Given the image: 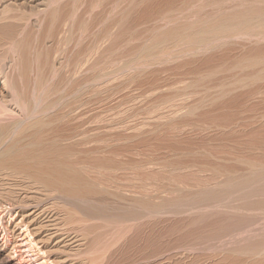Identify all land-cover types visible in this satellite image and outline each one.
<instances>
[{
	"label": "rangeland",
	"instance_id": "374dc122",
	"mask_svg": "<svg viewBox=\"0 0 264 264\" xmlns=\"http://www.w3.org/2000/svg\"><path fill=\"white\" fill-rule=\"evenodd\" d=\"M49 1L0 0V77L9 73L21 92L19 94L30 98L37 86L36 72L38 68L43 69L47 57L48 65L55 66L54 74L49 67L42 70L46 78L50 77L47 87H59L48 102L58 101L61 95L66 100L70 93L77 104L90 99L88 109L78 111L74 119H65L67 124L63 119L56 120L65 109V106L58 107L44 117L48 131L37 134L40 137L52 133L74 134L72 140L61 142L71 148V154L65 153L64 159L73 163L79 185L87 184L97 190L77 195L81 199L76 201L86 210L61 202L43 206L53 211L55 229L60 233L73 230L78 238L74 245L57 243L55 247L81 250L86 257H80L82 259L75 264H90V261H94L92 264H222L224 260L232 264L234 260V264H246L245 261L251 264L253 259L252 264H256L263 260L264 101L261 98L264 99V95H252L264 86V82L247 79L264 75V40L239 37L219 40V44L213 41L197 52L178 54L184 57L174 58L175 62L166 59L151 66L139 60L141 55H151L154 49L148 48L155 46L160 34L175 35L177 32H173L178 31L179 36H183L209 21H228L241 13L254 14L255 11L262 14L264 0H62L64 4L53 5L54 8L57 6L58 12L54 15L56 19H52V27L49 14L41 17ZM114 8H120L121 12L113 11ZM67 12L73 17V38L69 53L55 57L50 52L55 53L57 47L64 48V45L53 46L47 36L51 28L63 30ZM260 18L264 23V17ZM55 22L62 23L58 26ZM25 23L28 29L22 33L23 44L19 47L23 53L19 49L16 50L19 53H15L9 46L11 36L18 35ZM181 29L187 30L181 32ZM110 31L117 38L114 33L109 36ZM99 35L101 38L97 40ZM90 49L92 55L88 52ZM176 50V54L167 52L163 56H176L179 48ZM138 54H141L139 58ZM85 59L91 68L84 74ZM133 60L135 62H131ZM23 63L27 65L23 66ZM181 70L185 75L180 73ZM178 76L184 79L180 80ZM98 77H102L104 84ZM69 78H72L71 83ZM219 79L225 83L247 81L246 87L237 88L231 91L232 94L236 91L233 95L223 98L226 101L238 94L240 101L231 106L222 100L218 107L210 102L199 103L204 97L209 99L210 94L215 95L217 90L206 94L204 87ZM85 82L88 90L83 89ZM195 82L196 86H193ZM191 85L194 88L189 89ZM184 88L188 89L185 91ZM181 90L182 94L185 92L183 95L178 93ZM192 92L196 96H190ZM244 93L248 99L242 96ZM171 96H175L174 99L183 97L174 101ZM168 97L173 100L172 104V100L170 104L167 102ZM254 98L260 99L256 102ZM7 100H10L9 93L0 85V103L9 102ZM34 132L30 130L29 134ZM17 158L36 159L37 154L28 150ZM2 188L1 208H10L13 202L22 204L24 199L20 193L13 194L10 199L5 196V187ZM215 205L216 208L211 207ZM69 217L74 223H69ZM7 218L8 214L4 222ZM76 220L87 225L86 230L82 231V223L78 224ZM24 233L27 240L22 247H25L22 258L33 264V255L37 253L33 243L37 238L26 230ZM31 236L33 243V239L28 240ZM95 250L104 251L106 257H99Z\"/></svg>",
	"mask_w": 264,
	"mask_h": 264
},
{
	"label": "bare ground",
	"instance_id": "6f19581e",
	"mask_svg": "<svg viewBox=\"0 0 264 264\" xmlns=\"http://www.w3.org/2000/svg\"><path fill=\"white\" fill-rule=\"evenodd\" d=\"M61 2H62V0H51V1H49L45 5V7H44L45 10H43L41 17H44L45 15H48L49 14L50 17H51V21H52V19L55 20L56 18H54V15H56L55 12H56V10H58V8H57L56 5H55L56 7L54 8L53 5L54 4H58V3L61 4ZM261 2H263V0ZM65 6L63 8H67ZM118 7H119V5H118ZM243 7H244V5H243ZM246 7L247 6H245V8ZM262 8L263 7H261V9ZM115 10H117V9L114 8L113 11H115ZM120 10L121 9L118 8L117 11H120ZM249 10H251V9H249ZM64 11H67V9L64 10ZM73 11H74V9H73ZM247 12H249V11H247ZM252 12H253V10H252ZM256 12L257 11H255V13L253 12L254 14H249V13L243 14V13H241L242 15L235 16V17L229 19L228 21L227 20L226 21H223L221 19V20H218V22L217 21L216 22L213 21V22L210 23V21H209V23L207 22L208 23L207 25H206V23H203V24H205L204 26H201L199 24L200 27L199 28L197 27V30H194V32H192V33L189 32V34L188 33H183V34H187V35H183V36L182 35L179 36L180 34H178V31L173 32V33H176L177 32L175 35L172 34L171 32H170L171 33L170 35L169 34L168 35H165L167 33H165V31H164L165 34L164 35L162 34L163 36L160 34L161 37L156 40L155 46L153 45L154 46L153 48H151L149 46L150 44L148 45L150 47L148 49L149 50L150 49L151 50L154 49V51H153L154 53L153 52H150L149 50H146V48H145L144 51L145 52L147 51L146 53H148V54L150 52L151 55H146L145 54V56H143L141 54H138L139 56L137 58H139L140 55H141V57H140L141 59L140 60L139 59H136V60L137 61L139 60L141 63L148 64L149 66H151L150 64H155L156 65V63H162V61H164L166 59H169L171 61L173 59V62H175L174 61V58H175V60H177V58L184 57V56H180L181 54L183 55V54L190 53V52L193 53V51H196L197 52V50L198 51L199 50H202L206 46H208L210 44V42H213V41H215V43H216L219 40H222V41L223 40H227L228 41L230 39H234V38L236 39V38H239V37H241L240 39L246 38V39H251L252 40V38H255V40H257V39L264 40V23L261 22V19L262 18H260V17H264L262 15V14H264V12L262 14H258V12L257 13ZM259 12H261V10ZM39 13H40V11H39ZM67 14H68V12H67ZM38 15L40 16V14H38ZM66 16H67V18L64 19L63 23L62 22H59V23L58 22H55L56 24L58 23L57 24L58 26L60 25V23H62L63 30L60 27H59V29H56L55 28V30H54V28H51V30H50L51 32L50 33L48 32L49 35L47 36V38H49V39H51L53 41L52 42L53 43L52 44L53 46L57 47L56 45H59V46L61 44L64 45V48H63V46L61 48H58L57 47L55 49V50H57V51H55V53H54V51L53 52H50L51 55L52 56H55V57L56 56H59L61 54H64L66 52L69 53V51H68L69 49L68 48H69V45H71L70 41L73 38L72 37V35H73V25H72L73 20H71L73 17H72L71 14L64 15V17H66ZM113 16H114V13H113ZM121 16H122V14H121ZM230 16L232 17V14ZM230 16L228 15V17H230ZM233 16H234V14H233ZM36 17H37V15H36ZM50 17H48V18H50ZM259 18H260V22H259ZM113 19H114V17H113ZM116 19H118V18H116ZM60 21H62V20H60ZM113 21H115V20H113ZM118 21H119V19H118ZM121 21L122 20H120V22ZM193 21H195V20H193ZM27 22L29 23L28 20H27ZM74 22H75V19H74ZM53 23H54V21H52V24L50 22V24H51L50 27L53 26ZM121 24H123V23L121 22ZM188 25H189V23H188ZM195 25H193V26H195ZM117 26H120L121 27V25L119 23L117 24ZM184 26H186V24ZM112 28H114L113 25H112ZM26 29H28V25L25 23L24 28L20 29V32H19L20 35L19 34L18 35L15 34L14 36L13 35L11 36V40H10L9 46L11 48H14L15 53L17 52L16 50H18V49L20 50L19 47H20L21 44H23V41L20 39V37L22 36V33ZM183 30L185 32L187 29L186 30L183 29ZM183 30L181 29L180 31L182 32ZM120 31H121V29H120ZM114 32L116 33L115 30H114ZM114 32H112V33H114ZM110 33H111V31H110ZM112 33L109 34V36L112 35ZM115 33H114V36H115ZM121 33H122V31H121ZM60 34L62 35L61 36L62 38L60 37ZM116 34L118 35V31H117ZM152 35H154V34H152ZM95 36H96V34H95ZM101 36H104V35L102 34ZM101 36L99 35V37H98L97 40H99V38H101ZM114 36H113V39H116L117 37L115 36L116 38H114ZM156 36L158 37V35H156ZM105 37H106V39H109L108 34H105ZM153 40H154V38H153ZM153 40H151V41H153ZM117 41H119V40H117ZM114 42L116 43V41H113V43ZM167 42L170 43V44H167ZM95 43H96V41H95ZM171 43H174V44H171ZM151 44H153V43H151ZM211 45L214 46L212 43H211ZM94 46H96V45H94ZM174 47L177 48V50L179 48L178 51L176 50L177 51V55L176 56L175 55L174 56H167V54H166V56L165 55L163 56V54H165L167 52L169 53V55H170L171 52L173 53L174 50H175ZM27 48H26V51H27ZM89 48H88V50H89ZM207 48H209V47H207ZM171 49H174V50L173 51H170ZM23 51L26 52L25 50H23ZM20 52H21V50H20ZM84 52H85V50H84ZM88 52L91 53L93 51H91V49H90V51H88ZM17 53H19V52H17ZM21 53H23V52H21ZM141 53H143V52H141ZM155 54H162V55L161 56L160 55L158 56V55H155ZM178 54H180V55L178 56ZM87 55H88V53L85 54V57ZM91 55H92V53H91ZM171 55H173V54H171ZM46 56H48V54ZM65 56H66V54H65ZM136 56H137V53H136ZM21 59H23V58L21 57ZM80 59H82V58H80ZM83 59H84V57H83ZM86 59H85V62L83 63V66H84L85 63H86L85 65H87V63H88V61H86ZM76 61H77V59H76ZM131 62H135V61L133 60ZM131 62H130V64H131ZM19 64H22V62L21 63L19 62ZM23 64H25L23 66H26L27 65L26 63H23ZM78 64H80V63H77V65ZM77 65H75V66L77 67ZM132 65L134 67V64H132ZM78 66L81 67V65H78ZM92 66H93V64H92ZM48 67H49L51 73L54 74V72H55L54 71L55 70L54 69L55 66H53V64H51V63L48 65V63H47V57H46L44 67H41L43 69L38 68V70L36 72V75H37L36 76V78H37V81H36L37 86H35L36 89L33 90V95L30 98H28L27 96H24V95L22 96V95L19 94L21 92L14 85L15 83L13 82L12 76H9L8 75L9 73L8 74H5L4 73V75L2 76V78L0 77L2 79V82L0 81V85H2V87H4V91H5V89L7 90V92L9 93V96H10V100H7L9 102H6L5 101L6 103H3L1 101L2 104L0 103V182L3 181V184H0V186L1 187L3 186V188L5 187L4 190L7 191V192L5 191V196L7 198H10L13 194L20 193V195L24 199V201L21 202L22 204H18V203L17 204L16 203L14 204V202H13V205L12 206H11V204H12V201H11L10 202V206L11 207L9 206L10 208H8V209L7 208H4V207H3L4 208L3 209V208H1L2 206L0 207V219H2V221H3V222H1L2 225H0V264H28L29 263V262L28 263L27 262H24L25 259L23 260V258H22L23 257L22 251H24V253H25V250H24L25 247L23 249H22V247L24 246L23 244L27 240V239H25V237H27V236L24 237L25 230H26V233L31 232V235L32 236L34 235L37 238V240L35 239L36 240L35 242H34V239L32 238V236H31V238H28V240L29 239H31V240L33 239L31 243L34 242L33 244L37 246V253H35L33 255V261H32V262H34L33 264H75V263H77L76 262L77 260L82 259L80 257L84 256L83 253L81 252V250H79V249H75V248H71V249H64V248L63 249H60L59 248L58 249L57 247H55V245L57 243L71 244V245L73 244L74 245V243H77L78 242V241L75 242L76 241L75 239L77 238V236L75 234V231H73V230L66 229L65 232L60 233L57 229H55L56 226L54 225L53 220H52L53 211L50 208L48 209L46 207L48 205L52 206L55 203L61 202L62 204H66V205H72V204L74 205L75 204V206H77V208H80V210H86V209H83V206H80L81 204H80L79 201L78 202L76 201V199L77 200L78 199H81V198L77 197V195L78 194H88V193H92V192H97V190L93 186H90V185H87V184H85V185L80 184L79 185L78 184L79 176H78V174L76 173V171L74 169L73 163L71 161H69V160L64 159L65 158V153H66L67 156H69L71 154V148H70L69 145H63V144H61V142L72 140L73 139V135H74V134L71 135L72 132L70 133L71 136H69V133L68 132H67V134L65 136L63 134H61V133H52L51 136L43 135L42 137H40L37 134L38 133H41V132L43 133V132L48 131V124L46 123V121H45L46 118H44V117L45 116H48V114H50L51 112H53L58 107L65 106L64 112L56 119L59 122L62 119H63V121L65 119L66 120L67 119L71 120L72 117L74 119L75 116L77 115V112L78 111H80L82 109L83 110L84 109H88V107H89V105L91 103H90V99H86L84 101L82 100L78 104L75 103V97L71 98L73 96L72 93L68 94L66 100L63 99L65 96H62L61 95L58 98V101H55L54 103L48 102L47 100L49 98H52L53 97V96L52 97H50V96L53 95L54 93H57L58 90H59V87L58 88L55 87L56 89L52 87L53 90H51L52 88L51 89L48 88L49 86L47 87V83L50 82L48 80V78L50 79V77H47L46 78V76L44 75V73H43L42 70H45V68H48ZM89 67L90 66L88 64L87 67L85 66V69L82 68L84 74H85V72H87V71L90 70ZM23 68L24 67H22V69ZM73 68H74V66H73ZM146 68H148V67H146ZM22 69H21V71H22V73H24L23 72L24 70H22ZM26 69H27V67H26ZM75 69H77V68H75ZM177 70H176V74H179L177 72ZM196 71L198 72V70H196ZM196 71H195V73H197ZM25 72H27V71H25ZM80 72H82V70ZM181 72L185 75V72H183L182 70L180 71V73ZM189 72H191V71H189ZM0 75H1V73H0ZM180 75H182V74H180ZM188 75H189V73H188ZM193 75H194V73H193ZM20 76H22V74ZM24 76H26V75H24ZM108 77H107V79H108ZM182 78L183 77H181L180 80ZM100 79H102V77ZM100 79L98 77V80H100ZM101 81H103V79L100 80V83L104 84ZM247 81H250V82L263 81L264 82V75L263 76L258 75L257 77H252L250 79L248 78ZM247 81H244V80L237 81L236 80V81L232 82V80H231L228 83H225V80H223V79L222 80L219 79L216 83H214V81H212L211 82L212 85L205 86L204 87L205 93L207 94V93H209L210 91H213V90H217L218 92L216 91V93H215L214 96L212 94H210L211 96L209 97V99H207L208 96H206L204 94V96H206V98L204 97L199 103L205 104V103L210 102V103L216 104L215 106L218 107V106H220L219 104L221 103V101L223 100V98L227 97L228 95L230 96V94H232L231 91H233V90H235L237 88H240V90H241V88L243 89V87H246ZM69 82L70 83L72 82V78H69ZM211 83H209V84H211ZM25 84H26V82H25ZM163 86H164V84H163ZM165 86H167V85H165ZM193 86H196V82H195V85H193ZM193 86L191 85V87L189 86L188 88L189 89L190 88H194ZM152 87H153V85H152ZM87 88H88V85L85 82L83 89L86 90ZM163 88H161V89L159 88V89L162 90ZM188 88H186V89L184 88V90L186 91ZM151 90L153 91V88ZM69 91H70V89H69ZM69 91H67V93ZM182 92H183L182 90H181V92L178 91V93H181V94H182ZM234 92H236V91H234ZM234 92H233V94H234ZM187 93H189V91H187ZM200 93H202V92H200ZM175 94H177V92ZM192 94H193V96L195 95L192 92V93H190V96H192ZM173 95H174V93H173ZM237 95L230 97L226 101L223 100V103L225 105H231V104L235 103L236 101H238L239 99H241V98H239L241 96H239V95L237 96ZM243 95L245 96V93L242 94V96ZM257 95H260V96L261 95H264V86L261 87V88H259V89H257V90H255L253 92L252 97L253 96H257ZM107 96H108V93H107ZM186 96L189 98V95H186ZM186 96H184V97H186ZM246 96H248V94ZM174 97L175 96L172 97L173 100L174 101H176V100L178 101L180 98L182 99L183 96L180 97V98L177 97L178 99H176V98L174 99ZM256 98H258V97H256ZM256 98H254L253 100H256ZM259 99H257V100H259ZM165 100H167V99H165ZM171 100L172 99L171 98L169 99V97H168V101L167 102L170 104L169 101H171ZM173 100H172L171 104L173 103ZM187 100H189V99H187ZM187 100H186V102H187ZM257 100H256V102H257ZM261 101H264V99L261 98ZM241 103L242 102H240V103L237 102V104H241ZM261 103H263V102H261ZM202 104H200V106ZM173 105H171V106H173ZM171 106H169V108ZM189 110H190V108H189ZM88 112H89V110H88ZM171 112H173V111L171 110ZM64 122H66V121H64ZM66 124H67V122H66ZM68 125H69V122H68ZM68 125H65V127L68 126ZM45 128H47V129L45 130ZM30 130H34L35 132L33 134H29ZM67 131H69V130L67 129ZM64 132H66V131H64ZM28 150L31 151V152H33V153H35V154H37V158L36 159H26V158H22L21 160L17 158V157H19V155L21 153L24 154V152H27ZM30 196L32 198H30ZM74 199H75V201H74ZM19 200H20V197H19ZM7 206H8V204H7ZM43 206H46V207H43ZM211 207H215L216 208L217 205L211 206ZM228 208L230 209V207H228ZM231 209H233V207H231ZM206 211H209V210L206 209ZM7 214H8V218H7L8 221L7 222L6 221L4 222L5 216ZM230 214H232V212ZM235 214H236V212H235ZM71 217H69V221H70L69 223H74L73 222V218H71ZM38 220H40V222ZM80 222H78V224H80ZM67 223H68V221H67ZM81 225H82V229L81 230L82 231L86 230L87 225H85L83 223ZM67 228H69V227H67ZM251 232H253V231H251ZM26 235H28V234H26ZM77 240H78V238H77ZM252 245H254V244H252ZM261 247H263V250H264V245L263 244H262ZM95 251L98 252L99 250L98 251L95 250ZM255 252H257V251L255 250ZM258 252H259L258 254H260L261 251H258ZM103 253H104V251H101L100 250V252H98L99 257H106V255L103 256ZM105 254H107V253L105 252ZM256 256H257V254H256ZM85 257H86V255L84 256V258ZM262 258H263V260L260 259L259 260L260 262L258 260H257L258 262L255 261L256 264H264V257H262ZM103 259H105V258H103ZM253 260H252V263L254 262ZM96 261H97V259H96ZM224 261H223L222 264L227 263V261L226 262H224ZM93 262L94 261H90V264H92ZM233 262L236 263V260H234ZM230 263L232 264V262H229L227 264H230ZM245 263L247 264L246 261H245ZM238 264H241V263L238 262ZM242 264H244V262Z\"/></svg>",
	"mask_w": 264,
	"mask_h": 264
}]
</instances>
